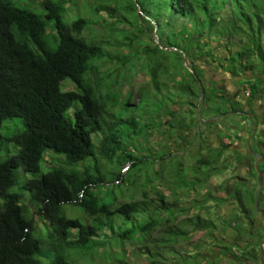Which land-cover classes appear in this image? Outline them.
I'll return each mask as SVG.
<instances>
[{
	"label": "rangeland",
	"instance_id": "rangeland-1",
	"mask_svg": "<svg viewBox=\"0 0 264 264\" xmlns=\"http://www.w3.org/2000/svg\"><path fill=\"white\" fill-rule=\"evenodd\" d=\"M59 1L65 10V22L76 17L87 18L85 38L103 48V56L96 59L88 76L96 83L98 97L106 103V123L116 121L115 129L123 133L120 153L131 152L138 159L148 157V161L132 169L131 163L123 159L110 160L101 151L103 134L94 133L97 159L74 164L62 155L47 152L41 171L38 174L20 171V179L40 176L56 166L78 170L91 167L94 175L105 178L102 186H94L91 191L97 196L114 197L116 204L142 199L150 204L158 203L157 189L163 191L168 204L177 201L172 208L175 216L170 218L171 221L168 222L167 214L160 216L161 224L147 238L126 240L106 231L107 235L99 238L95 249L78 254L76 262L119 264L117 258H120L127 264H246L243 250L247 243L264 248V218L260 212L255 213L252 216L254 224L250 225L237 199V188L245 187L251 208L256 206L259 172L255 167L258 159L247 147L253 120L233 111L248 105L250 99L249 111L261 115L264 91L253 98L248 95L254 85L264 87V74L258 62H254L257 66L254 71L243 72L241 69L240 76L227 70V58L249 40L248 27L234 22L241 15L235 4L234 9L230 5L222 13L212 12L217 27L199 30L193 20L184 21L167 10L160 11L150 0ZM43 2L16 0L18 5H28L39 13L45 11ZM99 7H107L110 11L99 12ZM153 16L162 21V27ZM200 17L204 18L201 14ZM228 19L232 25L223 28ZM217 31H226L225 35L231 34L232 38L223 37ZM55 33L53 22H48L51 47L56 46ZM177 41L189 50V55L172 46ZM155 45L168 51L162 59L168 74L160 77V89H156L152 81V68L160 60V51L149 53L146 49ZM187 71L199 74L198 80L205 93L207 90L208 100L205 95L200 100L201 90L198 93L195 84L193 95L183 87L190 77ZM62 89L78 88L74 81L67 79L63 81ZM72 113L73 109H70L68 114ZM131 119L136 120V128L127 122ZM23 129L21 119L3 123L0 161L19 151V144L9 138ZM134 129L136 133L132 131ZM263 133L264 125H259L251 141L253 147L264 140ZM215 151L217 154L213 155ZM199 161L211 169V176L194 188L192 182L197 175L193 173V167H197ZM120 171L126 178L124 183L116 178ZM180 173L186 177V185L177 182ZM12 190H21V187L17 185ZM23 192L26 215L34 220L36 235H43L46 222L37 214L29 193ZM196 215L212 220L215 227L189 222L188 219H194ZM72 217L92 221L80 207L73 209ZM146 221L139 217V223ZM171 224L187 232L177 243L169 242L171 235L167 231ZM126 227L119 220L115 231L122 232ZM164 236L169 241L163 242ZM225 245L230 249L224 248Z\"/></svg>",
	"mask_w": 264,
	"mask_h": 264
},
{
	"label": "trees",
	"instance_id": "trees-1",
	"mask_svg": "<svg viewBox=\"0 0 264 264\" xmlns=\"http://www.w3.org/2000/svg\"><path fill=\"white\" fill-rule=\"evenodd\" d=\"M150 2L160 11L167 10L181 20H193L199 30L217 27L212 12L216 10L222 13L230 5L234 9L235 4L241 15L234 22L248 27L249 40L227 58V70L240 76L241 69L243 72L254 71L257 68L254 62H258L261 73L264 74V0ZM43 4L45 11L39 13L28 5H18L16 0H0V150L3 123L21 119L24 124L23 131L14 133L9 138L19 144V151L5 161H0V264H78L76 256L92 252L99 238L107 235L106 231L126 240L145 239L161 224L160 216L167 214L168 222L171 221L170 218L175 216L172 208L177 205L176 200L168 204L160 189H157L159 202L155 204H150L145 199L116 204L114 197L97 196L91 189L102 186L105 178L100 174L94 175L91 167L78 170L56 166L40 176L25 178L23 181L20 179V171L38 174L47 152L62 155L74 164L97 159L94 133L103 134L101 151L110 160L113 161L115 157L118 161L123 159L124 162L131 163L132 169L139 168L148 161V157L138 159L131 152L120 153L123 133H118L115 129L116 121L106 123V103L98 97L96 83L88 76L96 59L104 53L100 45L89 42L84 36L88 19L76 17L67 23L64 20L62 1L44 0ZM104 9L109 10L107 7H99L98 11ZM152 18L162 27L159 18ZM50 21L56 31L53 34L55 47H51L47 35V24ZM232 23L228 19L223 28ZM186 30L184 27L183 31ZM225 32L218 33L232 38L231 34L225 35ZM155 46L146 49L149 53L160 51V60L152 68V81L155 88L160 89V77L168 74L162 60L168 51ZM172 46L189 55V50L179 41ZM187 72L190 77L183 87L193 95L195 84L199 93V74ZM67 79L74 81L78 89L63 90L62 83ZM261 90L264 91V87L254 85L249 91V98H253ZM209 98L206 90L205 100ZM70 109H73L72 114H68ZM127 122L134 128L137 127L136 120ZM132 131L137 132L136 129ZM258 144L264 148L263 139ZM214 154H217L216 151ZM165 157L166 155L162 160ZM260 168H264V163ZM96 172L99 173L98 167ZM193 173L197 177L192 182V187H196L211 176V169L199 161L197 167H193ZM179 175L181 173L178 174L177 182L186 185V177ZM116 178L122 183L126 182L121 171ZM17 185H20L21 190H12ZM244 188H237V199L252 225L255 221L252 216L258 211L256 206L251 208L250 198L246 199L247 189ZM23 191L29 193L37 214L46 222V232L43 235H36L34 220L26 215ZM174 193L176 194V190ZM75 207L82 208L92 221L72 217ZM261 207L264 209V184L261 190ZM140 216L147 221L139 223ZM119 220L128 227L117 233L115 227ZM188 220L195 225L215 227L212 220L203 219L200 215ZM167 232L171 235V241L164 236L163 242L177 243L187 235L183 228L174 224L170 225ZM224 248L230 249V246L225 245ZM261 250L257 244L247 243L243 250L246 264H260ZM117 260L119 264H127L120 258Z\"/></svg>",
	"mask_w": 264,
	"mask_h": 264
},
{
	"label": "flooded vegetation",
	"instance_id": "flooded-vegetation-1",
	"mask_svg": "<svg viewBox=\"0 0 264 264\" xmlns=\"http://www.w3.org/2000/svg\"><path fill=\"white\" fill-rule=\"evenodd\" d=\"M234 100H236V99H234ZM249 100L250 99H248V105H250V102H249ZM248 105H244V106H242V108L240 109V110H237V109H235L233 112L234 113H237V115H239V116H244V117H248V119H249V113H251L250 111H249V109H248ZM261 107V106H260ZM260 113H261V115H257L255 112L254 113H252L253 114V116H252V120L255 122V124H251V130H250V134H249V136L247 137V141H249V139H250V142L253 140V137L256 135V133H257V129H258V127H259V125H264V109L261 107L260 108ZM243 133V132H242ZM263 135H264V133H263ZM261 144V143H260ZM257 147H256V149H254L253 147V149L255 150V151H257L258 152V155H254L253 153V156L254 157H257V159H258V161H257V163L259 162V168H260V165H262L263 163H264V155H263V151H264V148L261 146V145H259L258 143H257ZM251 146H253V144L251 143ZM247 147H248V142H247ZM262 150V151H261ZM256 163V164H257ZM256 167V166H255ZM260 170H264V168H260ZM259 172V171H258Z\"/></svg>",
	"mask_w": 264,
	"mask_h": 264
},
{
	"label": "water",
	"instance_id": "water-1",
	"mask_svg": "<svg viewBox=\"0 0 264 264\" xmlns=\"http://www.w3.org/2000/svg\"><path fill=\"white\" fill-rule=\"evenodd\" d=\"M199 81V80H198ZM199 85H200V100H202V98L204 97L205 95V92H204V88L203 86L201 85V82L199 81ZM198 113H200L198 111ZM249 118L252 120V116L253 114L252 113H249ZM253 124H255L254 121H252ZM248 149L254 154V155H258V152L255 151L252 146H251V142H250V139L248 141ZM256 169L259 171V174H258V188H257V192H256V209L258 212L261 213V215L263 216L264 218V209L261 207V190H262V186H263V176H264V170H260L259 168V162L256 164ZM260 264H264V248L261 250V253H260Z\"/></svg>",
	"mask_w": 264,
	"mask_h": 264
}]
</instances>
